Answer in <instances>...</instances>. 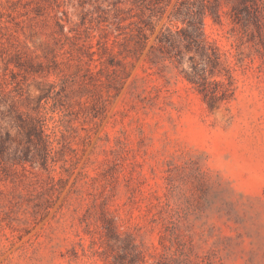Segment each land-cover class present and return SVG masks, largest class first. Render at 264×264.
<instances>
[{
  "label": "rangeland",
  "instance_id": "rangeland-1",
  "mask_svg": "<svg viewBox=\"0 0 264 264\" xmlns=\"http://www.w3.org/2000/svg\"><path fill=\"white\" fill-rule=\"evenodd\" d=\"M208 2L205 96L201 0H0V264H264V0Z\"/></svg>",
  "mask_w": 264,
  "mask_h": 264
},
{
  "label": "trees",
  "instance_id": "trees-1",
  "mask_svg": "<svg viewBox=\"0 0 264 264\" xmlns=\"http://www.w3.org/2000/svg\"><path fill=\"white\" fill-rule=\"evenodd\" d=\"M208 1L201 0V7L195 13L189 7L178 9L175 15L182 18L184 25L176 31L170 28L162 31L158 36L157 45L152 50V52L156 49L161 50L164 52L163 57L175 59L177 66L184 64L186 53H192L190 59L193 62L187 69L183 68L182 71L187 79L194 83L205 96L208 92L210 77L221 73L220 67L222 65L218 46L206 39L204 31V20L207 14H211L216 22L221 21L219 11L214 4ZM138 28V37H140L136 40V44L142 46L145 31L143 26ZM137 45L136 49H138ZM196 56L200 57L198 62L194 60Z\"/></svg>",
  "mask_w": 264,
  "mask_h": 264
}]
</instances>
